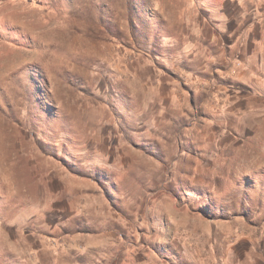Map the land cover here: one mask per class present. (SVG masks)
Returning a JSON list of instances; mask_svg holds the SVG:
<instances>
[{"label": "rangeland", "instance_id": "obj_1", "mask_svg": "<svg viewBox=\"0 0 264 264\" xmlns=\"http://www.w3.org/2000/svg\"><path fill=\"white\" fill-rule=\"evenodd\" d=\"M0 264H264V0H0Z\"/></svg>", "mask_w": 264, "mask_h": 264}, {"label": "bare ground", "instance_id": "obj_2", "mask_svg": "<svg viewBox=\"0 0 264 264\" xmlns=\"http://www.w3.org/2000/svg\"><path fill=\"white\" fill-rule=\"evenodd\" d=\"M117 137V136H116ZM175 220V219H174ZM169 222V221H168ZM143 224V223H142ZM172 227H173V225H172ZM173 229V228H172Z\"/></svg>", "mask_w": 264, "mask_h": 264}]
</instances>
